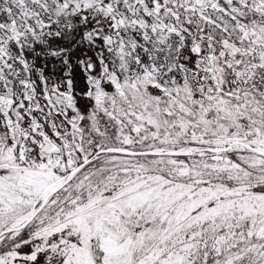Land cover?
<instances>
[{
    "label": "snow or ice",
    "instance_id": "1",
    "mask_svg": "<svg viewBox=\"0 0 264 264\" xmlns=\"http://www.w3.org/2000/svg\"><path fill=\"white\" fill-rule=\"evenodd\" d=\"M0 264H264V0H0Z\"/></svg>",
    "mask_w": 264,
    "mask_h": 264
}]
</instances>
